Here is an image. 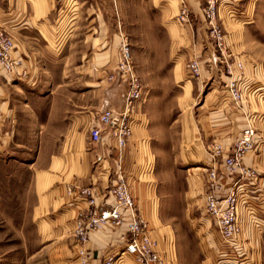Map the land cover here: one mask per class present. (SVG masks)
<instances>
[{"label": "rangeland", "instance_id": "rangeland-1", "mask_svg": "<svg viewBox=\"0 0 264 264\" xmlns=\"http://www.w3.org/2000/svg\"><path fill=\"white\" fill-rule=\"evenodd\" d=\"M179 1L124 0L123 20L114 8L112 28L117 36L119 30L127 36L135 72L143 87L144 101L139 111L145 117L152 152L148 193L155 202L154 216L164 226H159V233L167 235L173 242L176 264H241L244 257L233 263L225 259L224 253L216 256L219 248L224 249L204 211L205 174L202 168L206 165L202 163L206 161L200 163L191 155L195 147L205 153H210L213 143L224 147L219 137H213L215 132L222 134L224 127L217 131L209 127L215 118L208 113L215 106L231 104L225 97L227 78L209 37V46L216 56V69L207 62L199 77H191L185 61L183 68L174 67L177 56L184 51L174 45L176 25L172 24L171 18L162 23L158 9L170 17V10L173 6L178 7ZM258 10L263 17L246 22L252 25V38L264 46V0ZM82 40L81 34L75 37L73 48L66 55L68 66L59 71L64 73L61 81L51 83L45 79L44 83L35 86L14 83L21 95L14 101L17 112L6 127L0 116V139L10 136L7 145L0 142V264H64L60 231L51 222L59 212L43 210L46 179L41 178L40 183L38 175L48 170L51 160L65 153L64 140L71 116L95 111L100 100L97 92L106 87L102 101L115 99L113 103L117 107L119 93L125 95L123 87L108 86L105 81L114 68L105 69L104 76L100 69L83 71ZM259 55L264 58V51ZM188 81L199 83V86L195 85L194 92L186 96ZM150 95L153 100L149 106ZM192 95L194 100H190ZM242 106L250 112L246 126L253 124L257 134L264 131L261 126L264 102L250 101ZM148 111L153 114L149 116ZM200 175L202 179H197ZM261 235L254 264H264V233ZM74 260L75 257L67 264H74Z\"/></svg>", "mask_w": 264, "mask_h": 264}, {"label": "crops", "instance_id": "crops-1", "mask_svg": "<svg viewBox=\"0 0 264 264\" xmlns=\"http://www.w3.org/2000/svg\"><path fill=\"white\" fill-rule=\"evenodd\" d=\"M123 1L78 0L75 4L76 0H0V29L13 38L15 44L13 58L20 60V65L16 69L18 76H9L0 70V116L4 127L9 125L11 117L17 112L15 98L21 97L14 83L35 86L44 83L45 79L51 83L61 81L64 73L61 74L59 71L60 69L63 71L68 66L66 55L72 50L77 35L81 34L83 38L81 41L84 51L81 63L83 71L100 69V74L104 76L105 69H113L117 65L119 39L112 27L115 22L114 8L120 18L124 19ZM182 1L190 12L189 23L186 25L180 26L175 21L178 13L177 5L170 10V17L166 16L161 8L158 9L162 23L171 18L172 24L176 25L174 45L184 51L183 54L178 55L179 57L177 56L174 67L183 68L186 64L187 68L190 61H196L201 73L207 62L211 63L210 67L214 70L217 61L213 48L208 43L206 24L201 11L202 0ZM261 3L262 0H220L218 11V20L223 29L228 52L243 63L244 71L250 77L247 85L254 89L246 93L244 104L250 101L264 102V58L259 55L260 51H264V46L252 38L250 34L252 25L246 22L250 19L260 20L263 17L258 10ZM166 33L169 35L168 31ZM195 85L199 86V83L188 81L185 84L188 88L186 96L194 92ZM105 90L106 87L99 91L101 94L97 92L100 100L94 112H82L71 116L70 127L64 140L65 153L51 160L48 170L38 175L39 182L43 177V180L46 179L43 210L48 208V212H59L51 222L60 231L59 239L64 264L70 259L73 260L77 248L76 240L72 237L73 221L83 209L88 207L85 201L69 194L67 188L92 187L95 189L97 207L110 208L115 205V201L107 192L120 166L121 173L127 178L137 179L133 190L137 198L138 213L147 220L150 228H156L161 250L176 264L171 246L173 242L167 235L159 233L158 228L161 224L154 216L155 202L148 193V179L152 175V152L145 117L139 110L136 111L132 123V136L122 151H118L116 143L108 136H103L96 144L89 140V131L93 126L98 125L97 117L104 108L102 99ZM119 99L118 107L113 103L115 99L110 98L104 102L109 108L120 112L124 104L122 92L119 93ZM152 100L150 95L147 105L150 106ZM190 100H194L193 95ZM211 109L208 116L215 118V121L210 123L209 127L214 131L224 127L221 130L222 134L216 135L215 132L213 137H219L218 140L224 145V149L228 150L239 138L240 134L237 135L236 131L249 122L246 117L250 116V112L245 106L238 109L228 103ZM147 113L149 116L153 114L151 111ZM261 126H264V123ZM258 138H262L263 144L254 155L246 157L244 162L259 171L261 176L259 187L264 191V131L258 133ZM9 140L8 135L4 139L1 138L0 142L7 145ZM191 155L200 163L206 161L202 163L203 166L210 163V153H205L197 147L191 150ZM183 160H186V157ZM118 161L121 163L120 166ZM202 177L200 175L197 179ZM260 212L257 214V219L264 226V203H261ZM239 219L246 227L245 239L257 249L262 242L261 233L257 231L255 225L247 223L242 208L239 210ZM125 237V225L118 230L107 228L93 234L86 246L90 254V264H99L103 254L122 247ZM220 251L219 248L216 256L220 255ZM132 263L130 259L127 260V264Z\"/></svg>", "mask_w": 264, "mask_h": 264}, {"label": "built area", "instance_id": "built-area-1", "mask_svg": "<svg viewBox=\"0 0 264 264\" xmlns=\"http://www.w3.org/2000/svg\"><path fill=\"white\" fill-rule=\"evenodd\" d=\"M175 21L183 26L189 23V8L180 0ZM202 15L205 20L208 37L214 44L217 59L226 75L225 97L235 107L241 108L246 93L253 91L248 87L250 77L244 71L243 63L228 52L222 26L218 20L219 1L202 0ZM119 52L117 65L107 75L108 84H117L125 89L124 104L120 112L107 105L97 117V126L89 131V140L96 144L103 136H108L122 151L132 136V123L136 111L144 101L143 87L135 72L131 48L124 32L118 31ZM15 48L13 38L0 29V70L9 76H18L16 71L20 60L13 58ZM187 69L191 77H199L201 70L196 61H190ZM263 144L258 138L253 124L244 127L239 138L225 150L220 144L213 143L210 150L211 160L204 169V211L218 234L224 257L228 262H236L244 257L241 264H254L256 249L245 239L246 227L239 219L242 208L245 220L255 225L257 231L264 233L263 224L258 222L257 214L264 203V191L259 187L260 173L254 167L246 165L244 159L249 153H255ZM121 163L118 161V166ZM115 180L108 189L115 205L110 208H98L95 202V189L92 187H68L67 192L85 201L88 205L74 219L72 237L76 240L74 264H90L87 244L93 234L109 228L118 230L126 226V237L122 247L102 255L99 264H125L128 259L137 264H174L173 259L163 252L156 228L139 215L137 198L133 187L135 178H127L118 167ZM256 252V253H255ZM252 258V261H251Z\"/></svg>", "mask_w": 264, "mask_h": 264}, {"label": "bare ground", "instance_id": "bare-ground-1", "mask_svg": "<svg viewBox=\"0 0 264 264\" xmlns=\"http://www.w3.org/2000/svg\"><path fill=\"white\" fill-rule=\"evenodd\" d=\"M147 221V220H146ZM152 224V223H151ZM172 246V245H171ZM171 250V249H170ZM171 254V253H170Z\"/></svg>", "mask_w": 264, "mask_h": 264}]
</instances>
